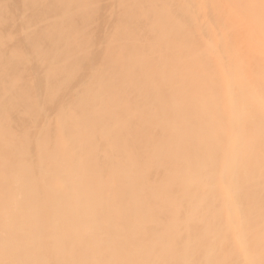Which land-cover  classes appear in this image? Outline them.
<instances>
[{"label": "bare ground", "instance_id": "1", "mask_svg": "<svg viewBox=\"0 0 264 264\" xmlns=\"http://www.w3.org/2000/svg\"><path fill=\"white\" fill-rule=\"evenodd\" d=\"M94 1L8 0L1 15L24 19L28 30L13 35V52L0 43V79L16 68L35 78L36 90L17 104L61 95L63 82L85 83L64 102L82 112L59 128L65 141L78 132L62 143L69 165L43 185L59 184L61 195L37 194L29 208L27 190L18 200V169L10 172L18 191L0 195V264H264V0ZM58 21L82 28L65 33ZM217 72L236 85L213 86ZM212 87L224 95L217 105ZM187 125L195 127L188 140ZM22 144L55 142L38 134ZM122 152L141 157L154 181L136 186L140 173ZM120 180L126 189L116 193ZM40 215L49 220L38 224Z\"/></svg>", "mask_w": 264, "mask_h": 264}, {"label": "rangeland", "instance_id": "2", "mask_svg": "<svg viewBox=\"0 0 264 264\" xmlns=\"http://www.w3.org/2000/svg\"><path fill=\"white\" fill-rule=\"evenodd\" d=\"M7 4L8 0H0V43H9L11 51L13 52V48L16 47V44L13 41V35L17 32H28V30H23L22 28L26 25L24 19H18L14 14H10V16L6 18L1 17V15L5 14L7 10ZM92 4H95L94 0H92ZM243 6L250 7L249 3H245ZM77 8L80 9V7L78 6ZM6 19L7 21L9 20V22H5ZM183 19L184 18L174 19L170 23L169 30L173 35L181 33V29L177 26ZM76 24L77 21H58L56 28L58 29L60 27L67 26L68 30L65 33L72 34L74 33V31H79V28H82V25ZM246 59L247 61H254L250 57H247ZM2 62L5 65H9V61ZM17 62H28L29 64H32L34 61ZM230 66L232 67V65ZM16 71L17 68L15 69V71L14 69L11 70V74L13 75H11L9 78L0 79V87L5 92L3 97V104L6 107L5 111L0 110V165L2 166L4 173V180L0 181V195L7 196L8 194H14L18 191V187L12 184L10 175V172H12L14 168H16L18 169L16 173L19 179V183L22 186V192L18 195V200L22 199L23 195L26 193L25 191L27 190V200L25 202V205H28L29 208H35L38 204V202L36 201L37 194H48L50 195L49 200L54 197L53 195H61V188L59 184H57L51 191L46 190L43 185L51 178V176L56 174V169L59 168L61 171H63L69 165V163L66 164L67 159H64L62 161L60 160V158L64 154V152L61 151L62 143L73 142L74 138L78 137V132L75 130H71L70 132L66 133L65 141L63 135H61V133L59 132V128L65 123L73 126L75 124V117H80V115L82 114L81 110H73L69 105L64 104V102L67 97L75 98L79 96L80 87L85 83V81L78 82L73 79L68 83L63 82L59 85V88L62 92L61 95L58 94L57 96H54L48 94L43 96L40 100H37L34 97H30L25 102L17 104L16 100L19 98V95H28L30 92L35 91L36 89L35 78L33 76L29 75L27 71L22 73H17ZM257 83L258 80H254L250 83L244 84V90L249 89L251 84L256 85ZM216 84H219L220 87H231V85H236V80L229 79V81H227L225 79H221L219 73L217 72L214 76L213 86H215ZM216 97L219 98L220 102L223 100L224 95H221L219 90H215L212 87V103L214 105H217V103H219L218 101H215V103L213 102ZM234 97L235 96L229 99V101L227 102L228 106L232 107V101ZM245 98L247 100L248 96H245ZM80 99L82 100L81 97ZM235 99H237V97H235ZM254 107L255 108L253 109L257 110L255 105ZM236 109L239 110V108ZM184 110L189 116L184 117V119L190 120V115L187 112L188 109L184 108ZM13 112L15 113V115L8 118L9 116L14 114ZM241 112L243 113V111ZM7 115L9 116L6 119H3L4 116ZM256 116L258 118V114H256ZM235 119L236 118L233 117L232 120L235 121ZM223 126H225L224 121H222L218 126V131L220 133H226L221 130ZM194 128V126L192 127L190 125H187V140L193 136ZM232 130L233 129H231L230 131ZM259 131L260 129H254V133H258ZM38 134H41V136L45 139L53 140L55 142V144H53L54 146L51 147L50 145H43L37 148H31V146L29 145L24 146L22 144L25 140L34 138ZM157 135L159 136V132H157ZM108 151L109 154L112 153L111 145ZM119 154L121 155L122 159L127 161L126 164H128L132 168V170L140 173L134 180L136 186H138L140 189H144V184L149 185L154 181L156 177L153 175V172L145 171L143 168V164L141 162H138L141 160V157H139L138 161H136L135 159H130L128 153L126 152H122ZM181 157L184 159L187 158L188 161H190V158H192L191 154H189L187 150H184V152L181 153ZM46 158L49 159L48 162L41 161ZM252 185L255 186L258 191L257 196H260L261 192L258 188L259 183L253 182ZM125 189L126 182L124 180H120L119 185L114 190V192L121 193ZM227 202L230 203L228 199ZM45 203L46 202L41 203L39 205V208L45 210ZM257 203L262 207V210H264V201L262 199H259ZM53 209L56 212V207H53ZM36 220L38 221V224H43L45 220L49 219L47 217L44 218L43 215H40ZM39 235H41V232L39 233ZM41 242L42 237L39 236L36 239V244L37 249H40V255L42 254L41 249H44V243ZM39 259L40 261H44V258L42 256H39ZM63 263L64 260L60 259L55 261L54 264Z\"/></svg>", "mask_w": 264, "mask_h": 264}]
</instances>
